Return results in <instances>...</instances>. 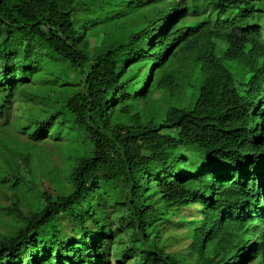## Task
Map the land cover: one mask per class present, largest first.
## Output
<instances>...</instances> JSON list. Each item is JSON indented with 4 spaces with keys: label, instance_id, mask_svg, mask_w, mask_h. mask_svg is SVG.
<instances>
[{
    "label": "trees",
    "instance_id": "1",
    "mask_svg": "<svg viewBox=\"0 0 264 264\" xmlns=\"http://www.w3.org/2000/svg\"><path fill=\"white\" fill-rule=\"evenodd\" d=\"M5 96L69 185L0 264H264V0H0V128Z\"/></svg>",
    "mask_w": 264,
    "mask_h": 264
},
{
    "label": "rangeland",
    "instance_id": "2",
    "mask_svg": "<svg viewBox=\"0 0 264 264\" xmlns=\"http://www.w3.org/2000/svg\"><path fill=\"white\" fill-rule=\"evenodd\" d=\"M193 82L191 84H195ZM4 100L5 107L10 109L11 113L7 127L1 126L0 128L3 139H0V239L10 232L12 225L16 224L13 216L7 210V208H11L14 200L26 199L30 204L29 211H34L38 202L35 198L41 196L43 191L53 194L59 181L69 185V154L64 134L53 135V139H51L53 143H48L49 139L47 138L44 139V143L39 145L40 150L30 147L29 141L33 139L30 132L20 133V128L26 124L25 118L29 110L22 108L16 98L5 96ZM134 105L137 106V103ZM141 105V107L146 106L147 110H154L153 104L147 107L143 102ZM27 141L28 144H25ZM25 150L33 151L34 155ZM29 154L30 158L24 163L22 158ZM57 170H61V173L59 174ZM21 210L27 211V208L23 205ZM189 213L190 211H184L186 215ZM16 229L17 227L14 228V230ZM161 229L165 233V237L173 231L167 230L165 225ZM191 234L193 235L194 232ZM188 244V240L182 241L174 244L171 250L183 252ZM112 258L111 264H116L114 253Z\"/></svg>",
    "mask_w": 264,
    "mask_h": 264
}]
</instances>
